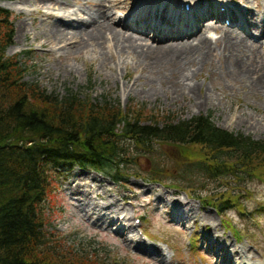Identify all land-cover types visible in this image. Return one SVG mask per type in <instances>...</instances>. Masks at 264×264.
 Instances as JSON below:
<instances>
[{"label":"rangeland","instance_id":"1","mask_svg":"<svg viewBox=\"0 0 264 264\" xmlns=\"http://www.w3.org/2000/svg\"><path fill=\"white\" fill-rule=\"evenodd\" d=\"M49 1L52 0H16L7 7L3 3L9 2H0V8L12 13V43L5 55L13 57L27 53L20 57L21 64L28 69L24 81L36 83L46 92L59 97L69 89L79 94L81 99L88 97L90 102L107 98L112 105L119 104L122 111L147 112V116L159 121L166 116L179 120L199 115L210 116L212 122L221 129L243 134L255 141H264V93L251 88L247 81L237 77V73L235 78L223 77L221 73L225 67L220 63L208 62L201 68L196 61L198 66L194 67L195 74L174 78L176 84L182 86L180 88H186L185 96L174 101L168 74L162 76L163 85L160 88L158 75L149 77L135 70L128 57H114L115 62H120L118 68L114 69L110 68L113 67L112 58L111 63L108 61V65H102L90 47L86 53L84 50L75 52L72 48L74 43L70 47L64 44L56 46L53 41L42 37L52 26L71 33V30L81 28L78 20L84 21L90 16L98 22L103 20L91 15L98 12L97 0H55L62 9H55L52 14L43 13L49 9L44 8L42 11L36 8L37 2L47 5ZM184 1L102 0L101 7L111 17L110 26L115 31L125 33L124 25L132 17L139 16L140 10H152L153 13L145 17V22L149 20L157 37H160L163 25L159 22L160 15L154 13L155 8H165L168 17L173 15L172 11L179 12L176 5L181 4L182 9ZM187 1L193 10L184 13L180 20L182 23L172 27V24L168 25L167 31L195 33L209 23L214 29L209 37L213 36L211 39L214 40L218 31L213 24L218 23L242 35V31L232 21L224 16L218 21L215 15L216 10L225 11L224 7L235 5L234 0H207L201 4V0ZM248 1L242 2L241 7L250 9L251 13H247L256 19L260 9L264 11L261 7L264 0ZM75 12L79 13L77 17L72 16ZM206 12L214 13L213 19L206 17ZM241 26L250 44L258 45L262 47L259 51H264V35L259 37L245 19L241 21ZM22 28L27 32L25 36L22 35ZM153 30L147 29V37L133 36L155 45ZM138 31L140 29L137 27ZM221 43L219 41L217 45ZM108 46L107 43L108 56H116L113 49L112 53L109 52ZM123 59L126 60L125 65L121 64ZM250 60L249 64L256 65L257 60ZM153 148L164 156L162 163L166 172L163 177L157 178L160 183L146 178L152 168L150 156H144L140 149L130 144L129 154L135 163L125 165L124 176L119 182H114L107 175L77 167L61 174L55 180L51 195L44 202V232L53 240L51 247L56 244L63 252L71 250L83 253L99 264H216L200 238L201 226L193 224L192 218L204 211L211 215L213 222L205 231H215L231 245L242 249L249 264H264V183L246 174L213 181L203 180L204 190L192 187V196H189L171 185H176L173 179H179L178 172L183 170V163L195 159L175 147ZM194 169L192 165L191 170ZM226 187L234 189L229 191L234 197L239 196V206L226 212L221 210L222 213L218 215L217 205L223 198L228 199L227 195L221 198ZM74 189H80L87 199H71L69 193ZM216 196L218 200H215ZM204 199L208 203L215 201V204L208 205L202 201ZM178 200L183 202L181 207L176 202ZM109 207L116 208L117 213L111 215ZM122 215L126 216L131 228L121 222ZM136 220H139V224L135 223ZM223 226L233 229V233ZM138 234L144 235L140 245L136 243ZM216 251L215 248L214 253Z\"/></svg>","mask_w":264,"mask_h":264},{"label":"trees","instance_id":"2","mask_svg":"<svg viewBox=\"0 0 264 264\" xmlns=\"http://www.w3.org/2000/svg\"><path fill=\"white\" fill-rule=\"evenodd\" d=\"M11 18L0 8V264H99L83 253L51 247L44 202L55 180L75 167L119 182L125 165L135 163L128 144L150 156L153 181L166 172L164 156L153 147L169 146L195 159L185 161L174 179L188 188L203 189L200 177L213 181L239 174L264 183V141L221 129L210 116L159 121L147 112L122 111L107 98L90 102L69 89L59 97L24 81L28 69L20 57L27 53L5 55L12 43ZM224 189L221 198L228 199L217 205L220 212L239 206L232 188Z\"/></svg>","mask_w":264,"mask_h":264},{"label":"bare ground","instance_id":"3","mask_svg":"<svg viewBox=\"0 0 264 264\" xmlns=\"http://www.w3.org/2000/svg\"><path fill=\"white\" fill-rule=\"evenodd\" d=\"M205 1L207 0H201L200 4ZM246 1L248 0H234L235 5H231V7L226 6L224 7L225 12L216 14V19L218 21L223 16L232 21L237 29L242 31V35L237 31L227 30L222 25L214 23L215 30L218 31V36L215 37L216 39L214 40L209 37L211 31L214 30L209 23H207L204 29L195 33L167 31L166 28L168 25L170 26V24H172V27L177 23H182L180 20L183 18L185 11H181L182 14L179 15V7L181 4H177L176 6L179 12L172 11L173 15L168 17L165 14V8H155L156 10L154 13L160 15L159 22L164 28L160 37L153 36V41H156V44H148L144 40L133 35L137 34L142 37H147V29H154L149 20L145 22V17L153 13L152 10H143L139 13V16L132 17L130 21L124 25V29L127 33L115 31V29L110 26L111 17L107 12L102 11V0H97L96 2L99 7L98 12L96 14H91L96 15V17H99L101 20L103 19L102 22H98L90 16L91 18H84V21L78 20L81 28L71 30V33H69L70 31L66 32L64 29L61 30L58 27L52 26L51 29L47 27L49 31L41 36L53 41V44L56 46L64 44L70 47V45L74 43L72 48L75 52L80 51L81 53V51L84 50V53H86V49L90 47L93 49L94 53L97 54V57L100 58V63L102 65H108V61L111 63L112 58L113 67L110 68L114 69H117L120 64L119 61H114V57H118V59H121L123 56H125V58L128 57L132 61L135 70L148 74L149 77L158 75L159 79L157 83L160 88L163 85L161 84L162 76L168 74L170 76V82H172L169 89L172 91L174 101L175 98L184 97L186 89L180 88L182 86L176 84L174 78L176 76L179 78L180 76L188 77V75L192 73L195 74L196 69H194V67H197L198 63L199 66L203 68L208 62H218L221 66L225 67V71L221 73L223 77L235 78V73H237V77L247 81L251 88L260 93H264V51L260 52L259 49L261 50L262 47L250 44L247 34L241 26V21L243 22L245 19L252 30L259 34V37L263 36L264 11L260 9V15L256 16L255 19L247 13H251L250 9H246V7L243 8V6L241 7V3ZM49 2L50 3L47 5H39L37 2L36 8H41L42 11L44 8L49 9L50 11L47 10L43 12L46 14H52L51 12L55 11V9H62L55 0ZM186 2L188 1L186 0L183 3ZM3 4H5V7L10 5V3ZM56 6L59 7L57 8ZM261 7L264 8V5H261ZM192 10L191 7L189 12ZM217 11L218 10H216V12ZM78 14L79 13L75 12L72 16L77 17ZM206 14H208L206 17L210 16L209 19H213V13L206 12ZM161 15L165 16L164 19ZM137 27L140 29L138 32H136ZM26 34L27 32L24 28L22 30V35L25 36ZM180 36L182 38L178 39ZM219 41L222 42L220 46L217 45ZM107 43L109 44L107 48L109 52L112 53L113 49L116 56H108L109 54L106 52L105 47ZM220 50L222 52H220ZM214 53L217 54L215 55ZM250 59L257 60L256 65L249 64L251 61ZM196 61L198 63H196ZM121 64L125 65L126 60L123 59ZM152 90L154 91V89ZM153 95L155 96V93ZM69 194L71 199L76 201H84L81 197L86 198L85 194L80 189H74ZM176 202L179 207L183 205V202L180 200ZM109 209L111 210V215L117 213L116 208L113 209L109 207ZM122 216L121 222L126 223L124 226L127 225V228H131V225L129 223L127 224L128 219L126 216ZM192 219L194 225L201 226L200 238L206 246V251L215 259L216 264H235L238 261V264H249L248 260L245 259L242 254V249H238L231 245L228 240H225L215 231H205L209 224H213L209 213L204 211L199 212V214L195 215ZM136 243L140 245L141 242L139 238H136ZM215 248L217 250L216 253H214ZM235 259L237 261H234Z\"/></svg>","mask_w":264,"mask_h":264}]
</instances>
